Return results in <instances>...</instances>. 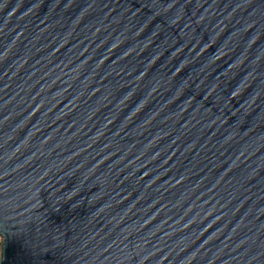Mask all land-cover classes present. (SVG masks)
<instances>
[{
  "label": "water",
  "instance_id": "obj_1",
  "mask_svg": "<svg viewBox=\"0 0 264 264\" xmlns=\"http://www.w3.org/2000/svg\"><path fill=\"white\" fill-rule=\"evenodd\" d=\"M0 264H264V0H0Z\"/></svg>",
  "mask_w": 264,
  "mask_h": 264
}]
</instances>
